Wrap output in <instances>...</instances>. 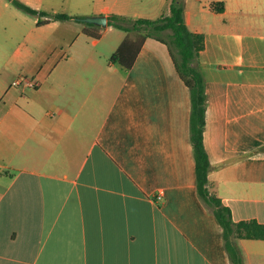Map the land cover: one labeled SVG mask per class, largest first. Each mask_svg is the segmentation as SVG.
<instances>
[{
  "label": "crops",
  "instance_id": "obj_1",
  "mask_svg": "<svg viewBox=\"0 0 264 264\" xmlns=\"http://www.w3.org/2000/svg\"><path fill=\"white\" fill-rule=\"evenodd\" d=\"M91 1L89 16L157 18L171 0ZM252 4L203 0L212 22L192 27L185 6L184 19L205 36L209 190L233 220L264 223V20ZM11 5L0 0L3 30ZM57 21L40 26L67 28ZM96 25L98 37L84 25L0 32V264H230L196 192L190 91L167 45L148 36L130 68L103 67L94 53L113 26ZM237 244L244 264H264V239Z\"/></svg>",
  "mask_w": 264,
  "mask_h": 264
},
{
  "label": "trees",
  "instance_id": "obj_2",
  "mask_svg": "<svg viewBox=\"0 0 264 264\" xmlns=\"http://www.w3.org/2000/svg\"><path fill=\"white\" fill-rule=\"evenodd\" d=\"M12 1L17 7L27 13L48 16L45 20L38 19V25L50 19L80 20V15L65 12H47L33 8L21 0ZM219 3L221 7L218 9L222 10L223 2L219 1ZM107 25L116 26L125 31L135 32V38L125 36L109 58L111 62L118 63L125 69L132 66L146 37H154L167 45L176 70L190 91L189 132L195 159L197 195L211 207L212 213L221 225L223 245L229 256L230 264H244L243 255L237 244V239H264V223L256 219L233 220L230 207L223 204L222 200L210 192L208 187V173L211 164L203 141L207 96L205 92V79L197 64L199 52L205 46L204 34L191 30L185 22L184 0H171L169 13L157 18H133L111 13L107 16ZM92 26L97 25L86 22L83 27V32L87 35L98 37L99 31L92 30L90 28Z\"/></svg>",
  "mask_w": 264,
  "mask_h": 264
},
{
  "label": "rangeland",
  "instance_id": "obj_3",
  "mask_svg": "<svg viewBox=\"0 0 264 264\" xmlns=\"http://www.w3.org/2000/svg\"><path fill=\"white\" fill-rule=\"evenodd\" d=\"M23 1V0H22ZM30 3H27L28 5L37 8V5H40L38 8L41 10H45L47 12H65L69 14H75L80 15V17H84L82 15L89 16L87 13L90 11V7L92 5L91 0H28ZM144 1L146 0H134V4L138 5L136 10H143L144 9ZM170 0H165V4ZM203 0H184V6L186 9L190 12L192 20H191V26L196 27L197 24H205L206 22H212V15L209 16H203L200 17V14H198V9L200 7V3ZM229 5L236 6L241 3H253L251 7L259 8L258 10L255 9L254 15L256 18H262L264 20V0H227ZM133 9L132 11H134ZM162 13L163 15L166 13V6L162 7L160 12L156 15H160ZM257 14H260L259 16ZM249 16H253L252 10L250 9ZM161 16V15H160ZM253 16V17H255ZM159 17V16H158ZM42 20V15L39 14H32L27 13L24 10L20 9L19 7L15 5H11L10 8L5 9V23H6V29L3 30V28L0 25V32H5L7 34H20L24 35L25 33L33 32L34 34L39 35H55L57 33H72L74 31V28L77 26L85 25V21H77L75 19H66V20H59L57 21V26H65L68 29H64L63 31L59 30L54 27L48 26H40L37 25V20ZM3 20V18H0V22ZM128 31H125L122 28L113 26L107 33L104 35L102 41L97 46V52H95L96 59L99 60L100 63L103 64V67L106 65V63L109 61L110 55L114 50H111V48L106 47L105 42L109 41L110 39L116 40V46H118V43L123 40V38L128 34ZM135 32H133L134 34ZM262 47H264V40L261 41ZM112 51V52H110ZM110 53V54H109Z\"/></svg>",
  "mask_w": 264,
  "mask_h": 264
},
{
  "label": "water",
  "instance_id": "obj_4",
  "mask_svg": "<svg viewBox=\"0 0 264 264\" xmlns=\"http://www.w3.org/2000/svg\"><path fill=\"white\" fill-rule=\"evenodd\" d=\"M82 21L98 24L101 26L107 25V17L105 15H92V16H84L79 18Z\"/></svg>",
  "mask_w": 264,
  "mask_h": 264
},
{
  "label": "built area",
  "instance_id": "obj_5",
  "mask_svg": "<svg viewBox=\"0 0 264 264\" xmlns=\"http://www.w3.org/2000/svg\"><path fill=\"white\" fill-rule=\"evenodd\" d=\"M30 85H33L34 83H32V82H28ZM157 197L158 198H160L161 197V194L159 193L158 195H157Z\"/></svg>",
  "mask_w": 264,
  "mask_h": 264
}]
</instances>
